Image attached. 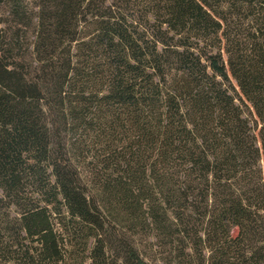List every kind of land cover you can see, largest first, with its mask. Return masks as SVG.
Returning <instances> with one entry per match:
<instances>
[{"label":"trees","instance_id":"obj_1","mask_svg":"<svg viewBox=\"0 0 264 264\" xmlns=\"http://www.w3.org/2000/svg\"><path fill=\"white\" fill-rule=\"evenodd\" d=\"M3 2L0 264H264V0Z\"/></svg>","mask_w":264,"mask_h":264},{"label":"rangeland","instance_id":"obj_2","mask_svg":"<svg viewBox=\"0 0 264 264\" xmlns=\"http://www.w3.org/2000/svg\"><path fill=\"white\" fill-rule=\"evenodd\" d=\"M28 3H29V7H32L36 4V0H28ZM13 20L14 19L12 18V16H10L9 7L7 6L5 2H3V0H0V29L6 31L9 29L10 24L14 26ZM32 33H33V29L29 31V35L31 34V37H33L34 35ZM237 234H238V230L234 229L233 235L236 236ZM155 249L157 248L155 247ZM158 254H159L158 255L159 258L157 260V263H162V259H161L162 255H160V253Z\"/></svg>","mask_w":264,"mask_h":264}]
</instances>
